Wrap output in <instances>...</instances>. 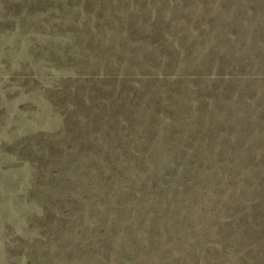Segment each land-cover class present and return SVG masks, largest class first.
Returning a JSON list of instances; mask_svg holds the SVG:
<instances>
[{
  "label": "rangeland",
  "instance_id": "rangeland-1",
  "mask_svg": "<svg viewBox=\"0 0 264 264\" xmlns=\"http://www.w3.org/2000/svg\"><path fill=\"white\" fill-rule=\"evenodd\" d=\"M0 264H264V0H0Z\"/></svg>",
  "mask_w": 264,
  "mask_h": 264
}]
</instances>
